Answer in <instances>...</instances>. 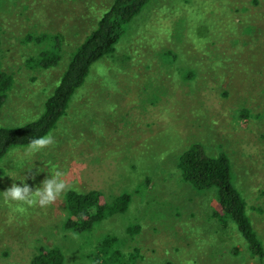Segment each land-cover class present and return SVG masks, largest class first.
Returning a JSON list of instances; mask_svg holds the SVG:
<instances>
[{
    "label": "rangeland",
    "instance_id": "rangeland-1",
    "mask_svg": "<svg viewBox=\"0 0 264 264\" xmlns=\"http://www.w3.org/2000/svg\"><path fill=\"white\" fill-rule=\"evenodd\" d=\"M114 2L0 0V65L14 80L0 128L41 116ZM29 35L50 40L25 44ZM42 50L62 61L37 69ZM52 135L40 154L18 148L0 162V192L23 186L24 176L35 191L55 168L70 191H99L106 203L131 194L132 203L79 236L64 230L69 191L47 207L12 206L0 195V264H33L42 248L83 264L108 235L125 253L140 251L135 264H264L236 225L224 229L213 217L215 192L196 191L177 169L193 145L227 156L264 246V0H153L115 55L92 68Z\"/></svg>",
    "mask_w": 264,
    "mask_h": 264
},
{
    "label": "trees",
    "instance_id": "trees-1",
    "mask_svg": "<svg viewBox=\"0 0 264 264\" xmlns=\"http://www.w3.org/2000/svg\"><path fill=\"white\" fill-rule=\"evenodd\" d=\"M152 2L153 0H115L97 27L78 45L58 86L45 102L41 116L35 122L20 127L0 128V162L12 150L26 148L32 138L52 134L57 129L59 122L67 116L78 90L85 85L92 68L115 55L127 30L143 16ZM48 38L49 36H42L37 39L29 35L23 42L42 43L50 40ZM59 52L61 53L60 49ZM61 61V54H48L42 50L34 63L37 69L49 70L57 67ZM13 85V77L3 71L0 65V108L5 106ZM177 167L182 179L196 191L215 192L213 217L224 229H228V225H236L237 232L246 242L250 254L263 261V242L249 216L248 203L234 184L229 158L213 157L201 146L193 145L180 156ZM65 197L68 218L64 230L79 236L92 234L115 215L126 214L132 203L131 194H123L114 203H106L99 191L86 194L69 191ZM129 232L131 235L136 234V227L129 228ZM140 257V251L137 249L134 253H125L120 238L108 235L87 255L88 260L83 264H135ZM65 262V253L61 248H42L33 260V264Z\"/></svg>",
    "mask_w": 264,
    "mask_h": 264
},
{
    "label": "clouds",
    "instance_id": "clouds-1",
    "mask_svg": "<svg viewBox=\"0 0 264 264\" xmlns=\"http://www.w3.org/2000/svg\"><path fill=\"white\" fill-rule=\"evenodd\" d=\"M97 71L103 72V68H98ZM53 143L54 136L52 134L34 137L25 148L24 154L25 156H36L53 145ZM33 167L29 172H32ZM41 169L38 170L37 175L42 172ZM47 173L50 174L49 177L35 191L26 183L27 177L24 176L22 180H19L23 186L14 182L6 191L0 192V195H2L6 203L12 206L47 207L56 202L67 191L72 190L66 180V172L54 168ZM8 177H11L14 181H18L11 175Z\"/></svg>",
    "mask_w": 264,
    "mask_h": 264
}]
</instances>
